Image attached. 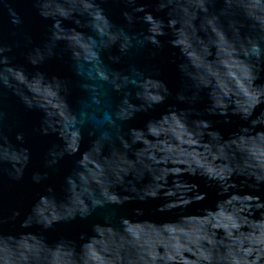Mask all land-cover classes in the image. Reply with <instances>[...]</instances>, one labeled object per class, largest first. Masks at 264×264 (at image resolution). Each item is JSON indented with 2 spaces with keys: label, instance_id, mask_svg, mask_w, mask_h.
<instances>
[{
  "label": "water",
  "instance_id": "95a60500",
  "mask_svg": "<svg viewBox=\"0 0 264 264\" xmlns=\"http://www.w3.org/2000/svg\"><path fill=\"white\" fill-rule=\"evenodd\" d=\"M0 264H264V0H0Z\"/></svg>",
  "mask_w": 264,
  "mask_h": 264
}]
</instances>
